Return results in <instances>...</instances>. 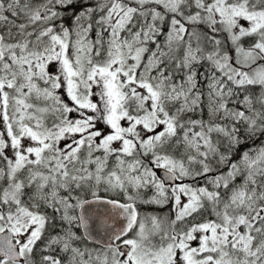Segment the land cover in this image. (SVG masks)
Segmentation results:
<instances>
[{
  "label": "snow or ice",
  "instance_id": "1",
  "mask_svg": "<svg viewBox=\"0 0 264 264\" xmlns=\"http://www.w3.org/2000/svg\"><path fill=\"white\" fill-rule=\"evenodd\" d=\"M0 264H264V0H0Z\"/></svg>",
  "mask_w": 264,
  "mask_h": 264
}]
</instances>
